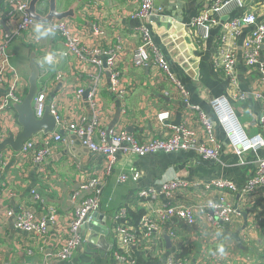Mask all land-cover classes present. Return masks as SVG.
Masks as SVG:
<instances>
[{
    "label": "crops",
    "instance_id": "1",
    "mask_svg": "<svg viewBox=\"0 0 264 264\" xmlns=\"http://www.w3.org/2000/svg\"><path fill=\"white\" fill-rule=\"evenodd\" d=\"M241 1V5L233 6L220 18L216 26L210 28L208 38L202 40L189 25L197 15L207 11L215 0H168L167 3H162V15L166 14L167 6L174 7L179 4L178 10L181 13L179 16L176 13L173 15L184 20L182 25L173 23L174 26L168 31L162 27L156 31L155 24L150 27L144 20L132 19L130 12L134 10L123 0H100L97 8L100 10L99 18L105 31V44L102 49L115 53L120 49V85L126 92V109H123L126 114L123 116L122 104L111 90L110 74L103 73L98 87L105 111L106 132L109 134L122 127L138 141L144 140L146 136L162 139L166 129L157 120V115L168 111L171 113L169 124L180 113L181 123L186 122L199 141L204 139L197 113L193 111L191 120H187L185 107L174 86L154 80L152 69L132 67L131 54L139 43V29L145 25L152 32L154 44L170 65L171 72L188 92L189 106L203 111L214 123L209 102L212 98L224 96L228 98L245 134L251 138L259 136L264 140V127L261 125L264 118V39L262 45L258 46L254 64L247 65L242 57L244 43L254 34L259 23L264 22V1L259 5L254 0ZM75 2L78 3L76 15L79 18V10L92 4L93 0H58V10H67ZM46 8L47 6L43 13ZM248 14L255 15V24H241L233 38L236 52L235 90L241 96L235 98L229 77L215 66L214 61L221 27ZM171 21L177 22L176 19ZM75 22L88 27L84 18ZM13 25L8 19L6 0H0V41L5 40L8 43L11 62L19 75L27 80L30 73L29 57L31 52H35V62L44 71V75L38 80V89L45 88L49 100L54 97L59 99L61 115L68 117L73 107L88 114L86 104L82 103L85 95H82L81 103L77 106L73 103L77 88L84 92L90 88L88 77L83 74L88 68H80L76 59L71 56L63 57L61 53L64 47L55 36L37 38L35 33V39L26 40L24 35L23 37L22 34L13 32ZM81 41L85 49L91 47L87 36ZM48 56H54L58 61L49 63L46 60ZM101 60L104 62L105 58ZM9 116L7 123L12 132L16 133L19 126L12 109ZM214 130L220 153L218 159L209 166L201 165L200 161L203 160L194 152L156 153L140 158L130 152L120 151L110 176L100 179V209L81 228L82 244L66 262L55 260L48 251L42 254L36 247L32 252L31 246L27 245V237L13 229V218L9 212L14 214V209L21 204L33 205L39 211V204L34 203L29 194L31 189L36 188L43 200L41 210L50 205L58 213L56 224L48 229V249L54 239L65 235L68 222L75 211L72 196L82 185L87 184L88 179L100 174L101 160L87 152L78 137L67 132H61L62 141L45 161L47 173L43 176L37 174V166L25 167L24 175L17 174L15 164L6 159V165L0 166V264H42L44 260L50 264H162L171 255L181 254L183 249L190 253L184 256L187 264L264 263V190L254 199L247 200L246 209H241V213L246 214V219L240 215L241 221L235 226L224 225L218 221L210 222L204 215L197 216L198 226L194 228L202 229V233L197 236L193 228L172 219L160 225V240L156 246L151 238L140 247L133 248L132 256L126 262L118 261L113 256L119 239L115 230L118 225L115 216L125 208L141 209L137 207L136 194L141 189L156 187L164 177H177L190 185H204L212 180L230 181L236 192L230 194L228 201L235 206L238 204V196L243 195L247 183L255 175L258 161L264 157V149L251 150L237 156L217 124ZM133 171L138 174V180L128 178L124 183L119 182L120 175H129ZM195 194V200L200 202L215 201L217 198L215 194L205 190ZM245 223L247 226L244 228ZM172 230L177 234L178 241L171 240L172 247L167 249L164 237ZM217 232L221 235L216 236ZM243 233L249 234L248 245L241 241ZM236 237L240 239L244 249L239 248ZM220 245L224 247V254L213 255Z\"/></svg>",
    "mask_w": 264,
    "mask_h": 264
},
{
    "label": "built area",
    "instance_id": "2",
    "mask_svg": "<svg viewBox=\"0 0 264 264\" xmlns=\"http://www.w3.org/2000/svg\"><path fill=\"white\" fill-rule=\"evenodd\" d=\"M123 1L128 6L135 7V10L130 12L132 19L144 20L152 11L153 0ZM29 2L30 0H6L8 19L14 24L13 32L24 35L25 37H23L26 40L36 38L34 26L37 23L26 13ZM99 3L100 0H93L92 4L79 10V18H84L88 24L86 28L70 19L52 20L45 24V26H51L50 36H55L62 42L64 51H61V55L63 57L71 56L75 58L76 64L80 65V68H91V72L86 75L90 83L89 90L84 92L83 89L77 88L73 95L74 106L81 103V97L85 95V101H82V103L83 105L86 104L88 114L73 107L68 117L61 115L59 99L54 97L49 100L47 90L40 88L37 90L32 104L35 118L40 119L44 114L45 107L48 106L49 114L55 120V130L46 136L40 134L30 138L23 143L21 150L17 153L7 149L1 153L0 157V166L6 165L5 160L10 159L11 163L15 164L17 174L22 175L23 169L31 165L37 166V174L43 176L47 173L44 166L45 161L56 151L58 144L62 141L61 132H67L78 137L88 152L101 160L100 174L96 175L97 177L92 176V178L88 179L87 184L82 185L80 190L72 196L71 200L75 204V211L68 222L69 225L65 235L54 239L49 244L51 246L48 249L46 244L48 241V229L56 224L58 213L50 205L43 207V210H41L43 200L36 188L31 189L29 194L33 202L39 204V211L33 205L21 204L14 209V214L9 212V215L13 218V229L27 237V245L31 246V251L35 247L42 254L48 251L59 262L68 261L82 244L81 228L88 224L100 209V179L110 176L120 151L130 152L140 158L156 153L194 152L204 160L216 161L219 157L220 148L215 136V124L223 131L235 155L242 156L251 150L264 149V140L259 136L251 138L245 134L228 98L220 96L212 98L209 102V107L213 112L216 123H213L203 111L189 106L188 92L181 81L171 72L170 65L154 44L152 32L145 25L139 29V43L131 54L130 62L132 67L152 69V78L154 80L168 82L174 86L181 103L185 107L184 113L187 120H191L193 111L197 113L204 139L199 141L195 132L186 122L180 123L177 127L171 126L169 124L171 113L168 111L160 112L157 115V120L166 129L162 139L146 136L144 140L138 141L122 127L108 134L104 128L105 111L101 103L98 87L103 73L106 71L110 72L111 90L122 104L121 113L123 116L126 114V110H123L126 109V92L120 85L122 76L119 69L120 49L118 48L116 53L106 52V50L102 49L105 44V31L102 26V20L99 18L100 10L97 8ZM241 3V0H215L207 11L197 15L191 21L189 27L196 30L202 40H206L210 28L216 26L220 18L227 14L233 6L241 5ZM89 17H91V21L87 20ZM255 21V15L248 14L240 20H232L225 23L220 30L214 64L229 77L232 94L235 98H241V96L235 90L236 52L233 38L241 24L253 25ZM86 36L91 43V47H88L89 49H85L81 41ZM263 39L264 22L259 23L254 34L243 45L242 57L247 65L256 62L258 46L262 44ZM102 58H105L104 62L101 60ZM11 60L12 56L9 53L8 43L5 40L0 41L1 139L6 137L7 132L13 135L19 132V127L16 133L12 132L7 122L9 120L8 117H10L9 112L12 109L11 104H20L27 91V80L19 75ZM57 61L56 57L51 56L53 64ZM221 102L227 104L239 132L242 133V143H238L235 140L236 132L231 131L227 127L226 119L221 118L218 111ZM261 125L264 127V118L261 120ZM37 145H39V148H37ZM128 178L136 181L139 176L133 171L129 175H120L118 180L124 183ZM201 190L216 195V200L211 201L215 204V207H210L208 202L195 200L197 198L195 193ZM259 190H261L260 193L264 190V157L258 161L256 173L247 183L243 195L238 196V204L236 206L233 202L228 201L230 194L236 192L234 184L230 181L212 180L204 185H190L177 177H164L159 180L156 187L141 189L136 194L137 207L143 208L146 214L140 218L135 227L129 225L126 221H122L126 217V208L115 216L118 222L115 230L119 236L116 247L128 254L130 249L140 247L151 238L154 239L156 246L160 240V235H158L160 225L172 219H176L184 225L193 228L197 236L202 233L201 228H194L198 226L197 216L204 215L210 222L218 221L224 225L235 226L241 221V209H246L247 200L250 198L254 199L257 196L256 192ZM152 215H155L154 219H152ZM135 232H139L138 237L134 235ZM168 236L172 242L178 241V236L173 230L169 232ZM241 241L248 245L249 234L243 233ZM113 256L121 262L129 260L127 259L128 257L125 258L117 253H113ZM42 264H50V262L44 260ZM162 264H187V261L185 259H175L171 255Z\"/></svg>",
    "mask_w": 264,
    "mask_h": 264
},
{
    "label": "water",
    "instance_id": "3",
    "mask_svg": "<svg viewBox=\"0 0 264 264\" xmlns=\"http://www.w3.org/2000/svg\"><path fill=\"white\" fill-rule=\"evenodd\" d=\"M57 1L58 0H30L26 13L36 23H43L44 25L52 20L60 21L64 19H70L79 21V18H77L76 15V9L78 7L77 2L70 5L67 10L59 11ZM167 1L168 0H153L152 11L147 16V18L144 19L145 24L150 25V27H153L155 24L154 30L156 31L161 27L168 31L172 28V26H174L173 23L182 25V23L184 22V20L176 18V16H179V14L181 13V11L178 10L180 7L179 4L174 7L167 6L165 15H162L160 13V10H162V3H167ZM43 5L47 6L46 10H44V13L43 9L41 8L43 7ZM173 13H176L177 15L174 16ZM172 19H176L177 22H172ZM36 58L37 54L35 52H31L29 57L30 73L27 77V91L22 102L20 104H11V108L16 115V122L19 126V132L16 135L7 132L4 139L0 138V157L1 153L7 149L14 153L19 152L23 146V143L28 141L30 138L40 134L46 136L52 133L56 128L55 120L49 114L48 106L45 107L44 114L40 119L35 118L34 115L32 107L33 99L38 90V80L40 76L44 75V71L35 62ZM106 73L110 74L108 71H106ZM180 123L181 114L177 113L176 120L171 123V126L177 127ZM1 130L2 129L0 126V133ZM86 151L88 152V150ZM201 160L203 161H200V164L203 166H209L211 163H213L212 160H204L203 158H201ZM241 215L244 216V219H246L245 213H241ZM246 226L247 224L245 223L244 228ZM164 238L166 248L171 249L172 244L170 238L168 236H165ZM236 241L239 244V248L244 249V247L240 244V239L238 237H236Z\"/></svg>",
    "mask_w": 264,
    "mask_h": 264
},
{
    "label": "trees",
    "instance_id": "4",
    "mask_svg": "<svg viewBox=\"0 0 264 264\" xmlns=\"http://www.w3.org/2000/svg\"><path fill=\"white\" fill-rule=\"evenodd\" d=\"M263 1L264 0H255L254 2L259 5ZM45 7H46V5H43V7H41V8L44 9ZM131 10H135V7H131ZM89 19H91V17L87 18L88 21H89ZM89 72H91V68H88L87 70H85L83 72V74L86 76ZM37 148H39V145H37ZM29 166H31V165H29ZM29 166H26V167H29ZM22 173H23L22 175H24V169H23V172ZM261 190L257 191L256 192V195H260L261 194L260 193ZM250 211H252V210H250ZM144 214H146V212L144 210H142V209H138V208H136V210L126 209V217L122 221H126L129 225L135 227L136 224L138 223V221L140 220V218ZM154 218H155V215H152V219H154ZM134 235H136L138 237L139 236V232H135ZM131 250L132 249H130L129 253L127 254V253H124L122 250L118 249L117 247H115L113 253H117L120 256H123L125 258L128 257L127 259L130 260V258L132 256ZM187 254H190L189 251L186 250V249L185 250L183 249V251H182L181 254H175L174 257H175V259H185L186 257H184V256L187 255ZM259 264H264V263H259Z\"/></svg>",
    "mask_w": 264,
    "mask_h": 264
},
{
    "label": "clouds",
    "instance_id": "5",
    "mask_svg": "<svg viewBox=\"0 0 264 264\" xmlns=\"http://www.w3.org/2000/svg\"><path fill=\"white\" fill-rule=\"evenodd\" d=\"M34 32L36 33L37 38L48 36V35L51 34V26H45L43 23H37L34 26ZM46 60L49 63H51V56L46 57ZM208 204H209L210 207H215V204L213 202H211V201H209ZM220 235H221L220 232L216 233V236H220ZM224 251H225L224 247L222 245H220V246H218L216 251L213 252L212 254L216 255L218 253L220 255H223Z\"/></svg>",
    "mask_w": 264,
    "mask_h": 264
},
{
    "label": "bare ground",
    "instance_id": "6",
    "mask_svg": "<svg viewBox=\"0 0 264 264\" xmlns=\"http://www.w3.org/2000/svg\"><path fill=\"white\" fill-rule=\"evenodd\" d=\"M218 111H219L221 118L227 120V127H229L231 131L236 132L235 140L238 143H242L243 142L242 133L239 132V129L237 128V126H236V124H235V122L231 116V113L229 111L227 104L224 102H221V106L218 109Z\"/></svg>",
    "mask_w": 264,
    "mask_h": 264
}]
</instances>
